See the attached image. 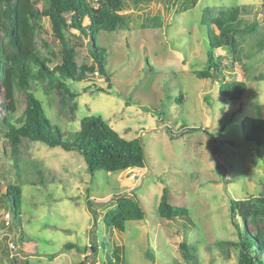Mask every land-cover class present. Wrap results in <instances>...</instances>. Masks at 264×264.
Here are the masks:
<instances>
[{
    "label": "rangeland",
    "instance_id": "obj_1",
    "mask_svg": "<svg viewBox=\"0 0 264 264\" xmlns=\"http://www.w3.org/2000/svg\"><path fill=\"white\" fill-rule=\"evenodd\" d=\"M126 1L121 13L129 16L130 27L102 35L108 49L107 68L113 75L111 88L105 76L92 74L89 80L73 85L80 95L68 106L62 103L59 91L47 94L45 85L33 87L48 118L65 133L79 130L81 119L95 114L123 137H141L146 167L92 175L77 151L24 139L20 147L22 214L11 215L14 232L0 229V264L26 260L31 264H111L118 252L121 258L114 264L176 260L188 264L179 248L184 240L198 247L200 264H240L239 247L219 246L217 241L239 240L231 201L258 196L264 190V154L260 156L256 143L244 138L242 127L246 116L264 117V79L247 78L236 63L235 79H247V91L239 100H225L220 96V81L198 78L194 72L203 69L208 60L210 35L214 44H221L216 57L233 63L228 36L255 20L259 21L256 30L236 33L233 46L263 31L264 0H197L193 6V0ZM38 5L44 6L43 1ZM207 7L211 14L206 26L202 18ZM154 16L161 18L160 25L153 23ZM44 23L50 30V20ZM69 35L79 52L78 62L91 63L89 38L75 28ZM38 45L51 59L60 49L51 33L39 37ZM253 60L256 74L264 72V51L256 52ZM181 96L183 100L177 101ZM17 99L22 112L26 94L18 93ZM10 152V144L0 135V156L6 163ZM35 166L44 171V185ZM165 187L173 205L189 209L196 224L193 228L184 231L159 215ZM5 189L3 185L1 190ZM134 194L142 202L145 218L128 222L123 232L107 226L102 214L115 206L112 195ZM88 207L97 211L96 223ZM9 212L0 206V225ZM238 222L245 227L240 215ZM258 226L264 231V218ZM22 231L29 240L20 246L15 238ZM70 242L79 248L67 247ZM92 243L97 245V253Z\"/></svg>",
    "mask_w": 264,
    "mask_h": 264
},
{
    "label": "trees",
    "instance_id": "obj_2",
    "mask_svg": "<svg viewBox=\"0 0 264 264\" xmlns=\"http://www.w3.org/2000/svg\"><path fill=\"white\" fill-rule=\"evenodd\" d=\"M40 1H43L44 6L38 5ZM131 1L137 4L151 0ZM95 3L99 6L96 7ZM126 3V0H0V135L10 144L12 155L7 163L0 156V206L9 210L12 217L22 214L24 168L21 166L20 147L24 139L42 142L50 148L61 147L66 151H77L84 158L92 175L146 167V151L141 137L127 139L103 116L95 114L84 116L79 130L65 133L48 118L43 102L36 96L33 87L34 84L45 85L44 91L47 94L53 90L59 91L62 103L68 106L70 101L80 95L73 91V85L89 80L92 74L105 76L108 88H111L113 75L107 68L108 49L102 42V35L130 27L129 16L121 13ZM196 3L197 0H193L190 5ZM210 14L211 9L205 8L203 25L209 24ZM47 18L51 23L50 30L44 23ZM151 19L155 25H160V17L154 16ZM258 24L259 21L255 20L235 32L251 34ZM71 28L89 38L91 63L78 62L79 52L69 39ZM50 33L60 44L57 53L52 54L53 59L44 56L38 45V38ZM236 33H231L227 40L228 45L232 46V64L224 63L223 56L216 57L215 50L221 44L219 41L214 44L210 35L208 60L203 69L194 72L198 78L220 81V96L225 100H239L247 91V79H235L236 63L241 64L247 78L256 81L264 79V72L256 74L253 60L256 52L264 51V30L246 43L233 46ZM55 60L57 62L52 65ZM97 90L106 92L100 87ZM21 92L26 94V106L22 112L17 99ZM182 100V96L177 98V101ZM76 106L75 102L72 107L75 109ZM242 127L244 138L256 143L260 156L264 154V117L246 116L242 120ZM36 170L40 184L44 185V171L41 167ZM262 183L264 185V178ZM3 185L6 186L5 191L1 190ZM169 193L168 187H165L158 207L159 215L183 227L184 231L193 228L196 224L189 209L173 205L169 200ZM112 196L116 197L115 206L102 214L107 226L123 232L128 222L145 218L146 212L137 194ZM87 202L91 206L92 201L89 199ZM89 211L94 215L96 223L97 211L91 208ZM239 215L245 227H241L238 222ZM231 216L238 229L239 240H220L217 245L239 247L240 264H264V231L258 226L264 218V190L258 196L233 199ZM249 227L255 229L250 231ZM0 229L14 232L12 220L9 223L3 221ZM15 239L20 246L29 240L24 231ZM66 246L79 248L73 242ZM91 248L97 253V245L92 243ZM179 248L188 264L201 263L199 249L195 244L184 240ZM115 256L116 260L111 261V264L120 260V252ZM22 264L31 263L26 260ZM80 264L86 263L82 261ZM162 264L182 263L176 260Z\"/></svg>",
    "mask_w": 264,
    "mask_h": 264
},
{
    "label": "built area",
    "instance_id": "obj_3",
    "mask_svg": "<svg viewBox=\"0 0 264 264\" xmlns=\"http://www.w3.org/2000/svg\"><path fill=\"white\" fill-rule=\"evenodd\" d=\"M10 219H11V214L10 213H7V215H6V222L9 223Z\"/></svg>",
    "mask_w": 264,
    "mask_h": 264
}]
</instances>
